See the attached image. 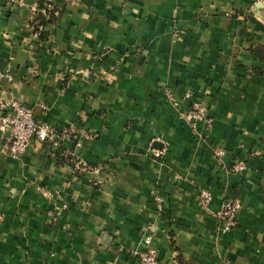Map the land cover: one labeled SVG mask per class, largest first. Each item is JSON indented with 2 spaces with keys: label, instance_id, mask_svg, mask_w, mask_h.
<instances>
[{
  "label": "crops",
  "instance_id": "crops-1",
  "mask_svg": "<svg viewBox=\"0 0 264 264\" xmlns=\"http://www.w3.org/2000/svg\"><path fill=\"white\" fill-rule=\"evenodd\" d=\"M49 1L45 42L33 1L0 3V98L70 132L20 159L0 134V264H136L144 237L160 264H264V0Z\"/></svg>",
  "mask_w": 264,
  "mask_h": 264
},
{
  "label": "built area",
  "instance_id": "built-area-1",
  "mask_svg": "<svg viewBox=\"0 0 264 264\" xmlns=\"http://www.w3.org/2000/svg\"><path fill=\"white\" fill-rule=\"evenodd\" d=\"M10 5H23L25 0H0ZM1 14V13H0ZM0 74V78H1ZM9 78V76H6ZM184 120L192 131L197 130L200 123L211 124L208 117V108L201 99H191L189 106L184 114ZM0 134L6 135L9 146L8 155L13 159H20L33 143L44 144L52 149H57L61 142L70 138V132L67 130H57L45 123H39L34 118L32 108L23 103L13 100L0 98ZM166 147L160 151H155L157 158L164 156ZM225 151L222 148L215 149L216 156H223ZM247 169L244 160H237L233 165V171L242 173ZM45 197H49V192L41 190ZM199 198L203 205L207 206L211 201V194L202 189L199 191ZM158 211L161 212L163 201L160 197L155 198ZM240 203L237 200H231L225 203L218 213L216 219L221 222V230L230 232L237 226ZM130 256L134 258L136 264H160L157 251L151 246L149 237H144L141 241L140 249L133 251Z\"/></svg>",
  "mask_w": 264,
  "mask_h": 264
},
{
  "label": "trees",
  "instance_id": "trees-1",
  "mask_svg": "<svg viewBox=\"0 0 264 264\" xmlns=\"http://www.w3.org/2000/svg\"><path fill=\"white\" fill-rule=\"evenodd\" d=\"M36 5V18L32 24L34 33L38 35L39 42L48 40L50 33L46 30L56 22L59 11L51 5L49 0H31ZM180 264H183L180 261Z\"/></svg>",
  "mask_w": 264,
  "mask_h": 264
}]
</instances>
